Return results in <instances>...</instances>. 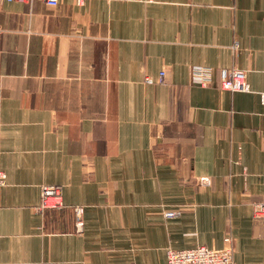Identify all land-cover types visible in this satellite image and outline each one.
Wrapping results in <instances>:
<instances>
[{"label":"crops","instance_id":"crops-1","mask_svg":"<svg viewBox=\"0 0 264 264\" xmlns=\"http://www.w3.org/2000/svg\"><path fill=\"white\" fill-rule=\"evenodd\" d=\"M224 68L250 92L219 89ZM262 95L264 0H0V264H165L226 236L264 264Z\"/></svg>","mask_w":264,"mask_h":264},{"label":"built area","instance_id":"built-area-1","mask_svg":"<svg viewBox=\"0 0 264 264\" xmlns=\"http://www.w3.org/2000/svg\"><path fill=\"white\" fill-rule=\"evenodd\" d=\"M7 2H19L32 6L35 2H41L47 7L54 8L58 5L59 0H6ZM77 6L84 4L86 0H73ZM113 1V0H106ZM165 73H159L158 82H163ZM190 76L201 87H206L212 82V70L208 67L194 66L190 69ZM218 87L221 90L230 92H250L249 84L246 80V73L237 68H224L218 72ZM145 83H152L148 78L144 79ZM264 99V95H262ZM5 174L0 170V186L4 185ZM200 187H209L210 179L200 177L197 179ZM62 206L61 202V186H43L40 189V205L39 210H53ZM253 219L255 222L264 221V200L252 204ZM179 214V211H165V218H172ZM74 230L77 234L82 233L84 228V207H73ZM165 264H236L233 261L232 239L226 236L223 240V246L220 249L198 246L186 250H174L167 248L165 250Z\"/></svg>","mask_w":264,"mask_h":264}]
</instances>
